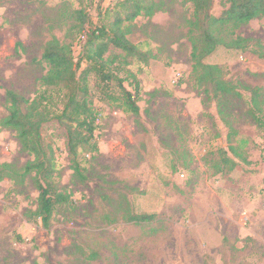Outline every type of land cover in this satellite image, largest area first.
<instances>
[{
  "label": "rangeland",
  "instance_id": "1",
  "mask_svg": "<svg viewBox=\"0 0 264 264\" xmlns=\"http://www.w3.org/2000/svg\"><path fill=\"white\" fill-rule=\"evenodd\" d=\"M119 1L0 0V121L8 114V91L29 100L44 92L43 52L53 37L73 44L82 70L88 66L71 12L85 9L93 22L87 29H95L114 20L106 9ZM163 1L165 12L126 24L145 62L113 47L105 55L133 95L139 83L140 114L125 110L118 81L109 88L88 76L99 151H79L85 181L71 169L67 130L57 121L45 126L55 182L71 195L50 227L27 215L39 196L30 179L0 181V264H264V130L249 114L252 93L245 89H261L264 102V18L236 32L253 40L249 50L222 46L205 60L242 93L228 98L221 116L218 100L197 87L192 74V5ZM224 3L215 1L216 15ZM47 92L57 112L63 94ZM31 159L15 133L0 126V165L22 168ZM130 214L154 219L136 225Z\"/></svg>",
  "mask_w": 264,
  "mask_h": 264
},
{
  "label": "trees",
  "instance_id": "2",
  "mask_svg": "<svg viewBox=\"0 0 264 264\" xmlns=\"http://www.w3.org/2000/svg\"><path fill=\"white\" fill-rule=\"evenodd\" d=\"M186 1L193 7L188 33L192 45V74L196 86L205 88L206 93L213 94L218 100V113L223 116L228 98H241L242 93L226 79L221 67L207 64L205 60L222 46L236 51L251 48L253 40L238 36L236 32L253 20L264 18V0H225L220 15L214 13L216 0ZM165 11L163 0H120L112 9H106V13L114 14V20L95 29H87L93 22L85 9L72 11L69 17L71 28L85 40L82 59L88 66L82 70V61H76L73 44L53 37L43 52V61L48 67L47 73L40 79L44 92L33 100L14 91L7 92L8 114L0 121V126L15 133L22 150L32 159L22 168L11 163L0 165V181L9 179L17 185H24L28 179L32 181L39 196L36 211L27 215L35 221L40 219L44 227H50L53 214L59 207L71 202V195L61 191L55 182L58 176L56 157L53 149L44 141L45 126L57 121L67 130L71 169L75 177L85 181L86 168L79 160V151L87 150L93 154L99 151L98 144L94 142L98 115L89 98L86 85L88 76L94 73L98 79L111 85L109 88L118 81L125 110L138 116L139 83L135 81L136 95H133L124 86L123 80L108 69L113 61L106 59L105 55L113 47L125 53L126 57L139 58L145 62L138 45L129 38L131 26L126 24H132L139 17L152 18ZM260 56L264 58V54ZM49 89H57L63 94L57 112L49 108L53 104L47 92ZM245 89L252 93L253 107L249 114L254 118L256 126L264 130V102L260 101L262 90L250 87ZM112 98L119 101L117 97ZM230 150L234 155L237 153L234 147H230ZM226 163L232 167L236 164L230 159H226ZM153 219L151 215L130 214L128 222L141 225Z\"/></svg>",
  "mask_w": 264,
  "mask_h": 264
}]
</instances>
